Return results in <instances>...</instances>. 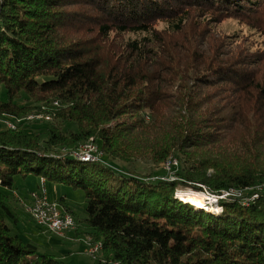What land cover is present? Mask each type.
Returning a JSON list of instances; mask_svg holds the SVG:
<instances>
[{
    "label": "trees",
    "instance_id": "trees-1",
    "mask_svg": "<svg viewBox=\"0 0 264 264\" xmlns=\"http://www.w3.org/2000/svg\"><path fill=\"white\" fill-rule=\"evenodd\" d=\"M207 14L264 39V0H0V264H64L11 235L28 177L83 193L91 264H264V48ZM179 186L228 199L209 213Z\"/></svg>",
    "mask_w": 264,
    "mask_h": 264
},
{
    "label": "rangeland",
    "instance_id": "rangeland-1",
    "mask_svg": "<svg viewBox=\"0 0 264 264\" xmlns=\"http://www.w3.org/2000/svg\"><path fill=\"white\" fill-rule=\"evenodd\" d=\"M209 17H210V15L207 14L206 16H204V18L203 17L202 18L197 17V19H199L200 21L203 20V23L205 24V26H207L210 30L215 32L221 38H226L227 41H230L229 43H234L236 45V47H238L239 49H244L246 52H259L261 49L264 48V39L261 37V35L256 30L250 29L244 23V21H245L244 19H240V18L234 17L232 15L230 17L224 18L222 21H221V19L214 21V18L212 20H207V19H209ZM195 22H198V21L195 20ZM157 27H158V29H163L165 27V25L163 23H158ZM235 41H236V43H235ZM40 114L28 115L25 118V120L28 121V118L30 116L36 115L39 117V116H41ZM33 121L38 122V123L43 122L42 124H44V122H49L50 118L48 120L46 118H44L43 120H38V121L33 120ZM33 121L29 120L28 123H30V122L33 123ZM8 122H11V121L3 120L2 122H0V131L4 130L5 128L7 129L8 127L9 128L11 127V124ZM4 125H6V127ZM169 161L167 163H165V165L163 166L164 169H166ZM173 165H175V164L173 163ZM176 165H178V164H176ZM150 166H151L150 164L140 162L138 174H141V173L144 174V173L149 172L150 170L153 169ZM170 174L172 175L171 172H170ZM21 187H22V180L17 178L15 180V191L17 192V194L19 195L20 198L25 200L26 198H28L27 194H29V193H26L24 191V188L21 190L20 189ZM32 188H35L34 192H37L39 190V188L36 185L32 186ZM46 188L48 190V195H49L50 200H54L57 202L58 199L64 198L65 203L72 210V212L74 214L76 225L80 224L86 218L85 204H84L85 200H84L83 193L81 191L75 190L69 186L59 185V184L55 185V187L51 186V188L50 187H46ZM187 193H201V192H195L192 188H189L186 186H179L178 187L177 194L185 195ZM201 194H204V196H202V198H204V200H202V201L196 200L195 203H197L201 207V209L205 210L206 209L205 206H209L215 210L214 214L218 213V210H217L218 207L215 208L212 206H216V205L209 204L208 196L206 195L207 193L203 192ZM21 195L24 197H22ZM10 196L12 197V195H10ZM254 198L252 197V199H254ZM56 202H54V203L56 205H58ZM16 204L19 206L18 203H16ZM19 207H20V209L23 207L24 211L28 214V216L22 210L23 212H22L20 224L13 225L10 227L11 235L18 236L19 238H21L22 241L30 242L32 245H34L37 248V252L39 254H52V255H54L55 253L50 252V250L48 248L50 246V244H48L47 242L49 240L60 241L59 239H61V238H58V237H63L65 235V233H67V232L62 233L61 235L53 234L52 232L46 230L44 227L38 225L37 222L35 221V219L33 218V216L29 212L26 211V209L23 205H22V207L21 206H19ZM29 217H31V218H29ZM35 225H37L39 228H41L45 233L44 234L42 233L36 237L35 234H37L39 232H38V228L35 227ZM88 239H90V238H88ZM60 243H63V242H60ZM86 244H87V255L89 256V258H92L89 254L90 244H89L88 240H86ZM58 249H61V248L54 247V252ZM67 250H71L70 246H66V247L62 246V251H58L54 256H57L58 254H66ZM65 256H68V254H66ZM63 263L69 264V261H64ZM86 263L87 264L91 263V260L88 259V262H86Z\"/></svg>",
    "mask_w": 264,
    "mask_h": 264
},
{
    "label": "built area",
    "instance_id": "built-area-1",
    "mask_svg": "<svg viewBox=\"0 0 264 264\" xmlns=\"http://www.w3.org/2000/svg\"><path fill=\"white\" fill-rule=\"evenodd\" d=\"M81 156H94V158L102 159L100 155L97 154L95 150L94 144H90L88 147H84V149L79 151ZM170 165H173V161L167 164L166 169L164 170L167 173V177L165 180L174 181V175L170 174ZM39 190L37 192H30L28 198L25 200L20 198L16 191H12V196L15 200H19L25 205L27 210L35 211V213L40 214V223H46V227L51 231H59L62 229H73L71 222H67V219H63L59 216V214H54L53 200H50L47 189L45 187L44 181L40 180ZM208 196L209 204L216 205L219 200H225L228 198H224L222 196H213L206 194ZM252 197H256L253 195ZM244 200V199H243ZM92 251H98L97 247H92Z\"/></svg>",
    "mask_w": 264,
    "mask_h": 264
},
{
    "label": "crops",
    "instance_id": "crops-1",
    "mask_svg": "<svg viewBox=\"0 0 264 264\" xmlns=\"http://www.w3.org/2000/svg\"><path fill=\"white\" fill-rule=\"evenodd\" d=\"M38 184H39L38 179L33 178V177H28L26 180H22V187L20 189L22 190L24 188V191L26 193H30V192L34 191V189H35V188H32V186L36 185L38 187ZM51 186L52 185H46V187H50V188H51ZM47 192H48V190H47ZM27 195H29V194H27ZM22 197H24V196H22ZM54 202H56V201H54ZM60 209H61V207H60ZM20 210L22 211L23 209L21 208ZM18 224H20V222ZM75 225H76V223H75ZM78 225H79L78 230L76 229V226H75L74 230L68 231L67 233H65V235L63 237H58V238H61V239H59L60 241L49 240L47 242L48 244H50V246L48 247L50 252L55 253V254L58 251H62V246L63 247L70 246L71 250L66 251L67 252L66 254H68V256H65L66 254H58L57 256H54L55 254L54 255L47 254V255H51V256L55 257L56 259H58L62 262L69 261V264H87L86 262H88V259H90L91 263H92V259L89 258V256L87 255L86 240H87L88 236H86V234H87L86 229L82 228L80 224H78ZM35 227L38 228V232H39V233L35 234L36 237L42 233L43 234L45 233L38 226L35 225ZM60 242H63V243H60ZM28 243H30V242H28ZM54 247L61 248V249H58L54 252ZM91 263H89V264H91Z\"/></svg>",
    "mask_w": 264,
    "mask_h": 264
},
{
    "label": "bare ground",
    "instance_id": "bare-ground-1",
    "mask_svg": "<svg viewBox=\"0 0 264 264\" xmlns=\"http://www.w3.org/2000/svg\"><path fill=\"white\" fill-rule=\"evenodd\" d=\"M44 118H46L48 120L47 117H43L42 115L39 116V117L35 115V116H30L28 118V121L29 120L30 121L43 120ZM10 129H14V127L11 125ZM88 146H90V144L81 145L78 148V150L76 151V153L73 154V156L78 158L79 160H81L83 162H97L99 160V158H94V156L77 155V154H79L80 150H82V149H84V147H88ZM95 150L97 151L98 155H100L101 157L103 156L102 153L96 147H95ZM170 162H171V160H170ZM176 162L173 161V163L175 165H176ZM170 168H171L170 170L172 171V167H170ZM202 196H204V194H201V193H187L185 195L177 194V198L181 199L185 203H190V204L194 205V207L198 208V209H201V207L197 203H195V201L196 200H201V201L204 200V198H202ZM20 204L25 207V205L22 202H20ZM53 207H54V214H59V216L61 218L67 219V222H71V225H72L73 228L75 227L74 219H73V217L71 215L60 211L59 206L56 205L54 202H53ZM206 208H207L206 211L209 212V213H213L215 211L211 207H206ZM26 211L29 212L33 216V218L35 219V221L37 222L38 225H40V226L44 227L46 230H48V227H46V223H40V214L39 213H35V211L27 210V209H26ZM70 230H72V229H62V230H60V232L59 231H51V230H48V231L52 232L55 235H61L62 233H65V232L70 231ZM87 240H88V242L90 244V246H89V254L94 259L96 257V255L99 253V251L101 250V245L99 243H93V241L91 239H87ZM92 247H97L98 251H92V249H91Z\"/></svg>",
    "mask_w": 264,
    "mask_h": 264
}]
</instances>
